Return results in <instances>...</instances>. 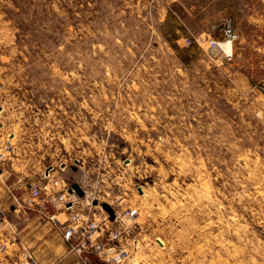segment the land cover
Here are the masks:
<instances>
[{
    "label": "rangeland",
    "instance_id": "obj_1",
    "mask_svg": "<svg viewBox=\"0 0 264 264\" xmlns=\"http://www.w3.org/2000/svg\"><path fill=\"white\" fill-rule=\"evenodd\" d=\"M8 142L22 192L138 209L126 264H264V0H0Z\"/></svg>",
    "mask_w": 264,
    "mask_h": 264
},
{
    "label": "built area",
    "instance_id": "obj_2",
    "mask_svg": "<svg viewBox=\"0 0 264 264\" xmlns=\"http://www.w3.org/2000/svg\"><path fill=\"white\" fill-rule=\"evenodd\" d=\"M226 35L231 38V31L226 32ZM196 41L210 50L220 46L218 41L206 34L198 36ZM14 153L13 143L2 145L0 163ZM70 189L71 185L66 180L48 169L40 180L31 185L28 193L19 200V204L23 208L37 210L42 217L54 222L65 241L70 244V251L82 264H126L131 254L126 247L124 235L139 215L138 209H129L124 216L114 212L112 218L104 211L96 213L86 210L81 205L82 198L75 193L70 194ZM60 215H65L67 219L62 221L58 218ZM0 252L15 257L16 262L13 264H39L20 239L16 225L1 206Z\"/></svg>",
    "mask_w": 264,
    "mask_h": 264
},
{
    "label": "crops",
    "instance_id": "obj_3",
    "mask_svg": "<svg viewBox=\"0 0 264 264\" xmlns=\"http://www.w3.org/2000/svg\"><path fill=\"white\" fill-rule=\"evenodd\" d=\"M20 170V175L15 172L0 175V206L16 225L20 239L39 264H82L70 251V244L54 222L42 217L37 210L20 206L19 200L28 193L21 191L20 183L25 178L26 170ZM58 218H62V215Z\"/></svg>",
    "mask_w": 264,
    "mask_h": 264
},
{
    "label": "water",
    "instance_id": "obj_4",
    "mask_svg": "<svg viewBox=\"0 0 264 264\" xmlns=\"http://www.w3.org/2000/svg\"><path fill=\"white\" fill-rule=\"evenodd\" d=\"M70 194H77L79 197H84L85 192L81 189V187L77 184H74L71 186V189L69 190ZM104 210L110 215L112 216L114 214V211L111 207H109L108 205H104L103 206Z\"/></svg>",
    "mask_w": 264,
    "mask_h": 264
},
{
    "label": "bare ground",
    "instance_id": "obj_5",
    "mask_svg": "<svg viewBox=\"0 0 264 264\" xmlns=\"http://www.w3.org/2000/svg\"><path fill=\"white\" fill-rule=\"evenodd\" d=\"M228 42H229V41H228ZM228 42H227V43H228ZM230 43H231V42H230ZM221 48H222V49H226L227 47H226L225 44H222V45H221Z\"/></svg>",
    "mask_w": 264,
    "mask_h": 264
}]
</instances>
